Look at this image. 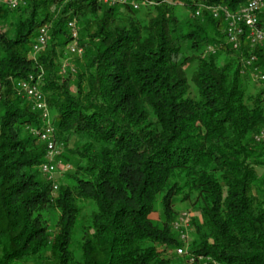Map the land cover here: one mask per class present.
Returning <instances> with one entry per match:
<instances>
[{
    "label": "trees",
    "instance_id": "1",
    "mask_svg": "<svg viewBox=\"0 0 264 264\" xmlns=\"http://www.w3.org/2000/svg\"><path fill=\"white\" fill-rule=\"evenodd\" d=\"M249 1L0 4V264H264V86H245L251 75L264 85V48L244 27L233 48L224 18ZM71 21L75 75L62 70ZM39 75L66 151L55 159L71 169L55 191L30 132L41 115L15 89ZM177 201L197 212L184 263L157 249L184 245Z\"/></svg>",
    "mask_w": 264,
    "mask_h": 264
},
{
    "label": "built area",
    "instance_id": "2",
    "mask_svg": "<svg viewBox=\"0 0 264 264\" xmlns=\"http://www.w3.org/2000/svg\"><path fill=\"white\" fill-rule=\"evenodd\" d=\"M96 3L104 4L110 7L113 6H130L133 10H138L140 7L141 0H94ZM4 0H0V4ZM10 9H15L21 0H5ZM198 15V14H196ZM217 14H215L216 16ZM260 16H264V2L263 0H250L240 11L235 13H230L224 11V18L227 23L226 35L228 43L232 44L233 48H237V39L243 34V27L249 30L248 38L251 46L260 45L264 48V30L260 28ZM68 28L71 36V43L67 47V51L72 56L83 55V49L77 45V29L73 21L68 23ZM48 30L43 27L39 30L36 43L33 46V52H38L43 49L47 44ZM254 60L253 57L247 61L246 65H250ZM257 78L264 81V75H258ZM30 77L25 81H18L15 84V89L21 94L22 97L27 99L31 104L33 110L40 113L42 118V127L38 130L31 128L30 132L39 138V141L46 145V159L47 161L41 165V173L46 177V179L52 183V188L55 191L57 186L55 180L53 179L56 175L57 170L60 167H64L63 163L59 159H55L57 156L56 145L54 142V128L52 126V119L48 111L46 100L44 95L38 89V87L33 84ZM255 140L263 146V161H264V131L260 132ZM66 167V165H65ZM68 168V166H67ZM189 216L187 213H182L178 220L173 223V229L177 232L179 236V241L184 245L187 243L186 230L189 227ZM177 254L183 253V247H178L176 249Z\"/></svg>",
    "mask_w": 264,
    "mask_h": 264
},
{
    "label": "rangeland",
    "instance_id": "3",
    "mask_svg": "<svg viewBox=\"0 0 264 264\" xmlns=\"http://www.w3.org/2000/svg\"><path fill=\"white\" fill-rule=\"evenodd\" d=\"M182 14L184 15V13H182ZM75 27H76L77 31H79V32L81 31V26L79 24H75ZM79 38H80V36H79ZM48 41H49V39H48ZM32 54L35 55V53H32ZM78 57L79 56H72V55L66 54L64 59L62 60V70H63V72L66 69H70V71L75 75V73L78 71L77 62H76V58H78ZM190 73H191V69H188L187 70V74L189 75ZM37 80L39 82L37 84L38 86L37 85L36 86L39 88L40 87V83L43 80V75H39ZM248 80H249V82H247L245 86H246L247 90L250 91L251 93H256L257 90H259L260 88H262L264 86L262 83H259V82L256 81V77L254 75L249 76ZM48 111H49V114H50L51 119H52L53 113L50 110H48ZM55 152L57 153V155L61 156V154L65 153L66 151H65L64 147L56 146ZM63 165H64V167H60L57 170L56 175H54V177H53V179L55 180V183H57L59 181V179H61V177H62V175L64 173H69L70 170H71L70 166L68 164H63ZM65 165H66V167H65ZM67 166H68V168H67ZM174 209L180 215L182 213H187V215L189 216L190 223H189V227H187V230H186V234H187L188 239H187V243H185V245L182 246L183 247V253L182 254H177L176 253V249L178 247L174 248V249H170V248H166L164 246H157V249L160 252H162L163 257L173 259L174 263H177L180 260H182V263H184L185 260H187V257H188L187 252L189 251V245L192 242V240L196 238V236L194 234V231H193V228L191 226V219L197 217V212L192 207H190L189 203H181L179 201H177L174 204ZM150 218L154 222H158V223L161 222L162 218H161V214H160L159 208H156L155 213H153L150 216ZM53 220L54 219L52 217L51 221H50L51 224L54 223ZM176 235L179 238L178 234H176Z\"/></svg>",
    "mask_w": 264,
    "mask_h": 264
}]
</instances>
